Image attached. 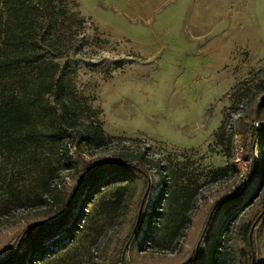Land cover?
I'll return each mask as SVG.
<instances>
[{
	"label": "rangeland",
	"instance_id": "1",
	"mask_svg": "<svg viewBox=\"0 0 264 264\" xmlns=\"http://www.w3.org/2000/svg\"><path fill=\"white\" fill-rule=\"evenodd\" d=\"M71 1L69 8L84 21L75 38L78 47L61 61L69 71L78 123L88 125L89 132L81 131V138L68 144L69 158L59 145L44 156L57 175L49 186L70 190L81 164L144 153L159 167L148 170L138 209L145 214L128 261L183 264L206 236L203 246L212 241L214 248L219 242L227 247L239 224L264 205V141L256 146L252 164L244 154L249 128L264 122V103L258 106L264 94V0H75V7ZM91 124L99 125L101 134ZM240 148L242 160H236ZM18 158L0 147L5 178L0 183V258L26 225L55 215L54 208L37 204L48 196L36 186V172L20 173L12 188L6 186L14 167L22 171ZM247 170L253 175L244 195L229 202V209H214L218 200L230 199ZM159 172L167 179L165 187ZM169 193L187 200L189 220L168 237L161 225L170 211ZM138 195L134 192L131 201ZM152 207L157 218L147 216ZM86 209L74 212V224L83 222ZM256 230L253 264H264L263 221ZM115 232L106 221L99 234L80 239L73 232L61 245L74 241L80 264H102L94 256L114 242ZM222 257L223 264L232 263L228 253Z\"/></svg>",
	"mask_w": 264,
	"mask_h": 264
},
{
	"label": "trees",
	"instance_id": "2",
	"mask_svg": "<svg viewBox=\"0 0 264 264\" xmlns=\"http://www.w3.org/2000/svg\"><path fill=\"white\" fill-rule=\"evenodd\" d=\"M71 5L76 6L75 0L71 1ZM83 21L77 11L69 8L67 0H0V147L9 155L18 156L21 164L18 165L23 166L22 171L17 173L14 167L6 186L12 188V182H17L14 176L20 173L24 177L25 172H36L40 180L36 186L46 191L48 199L39 197L35 200L41 206H49L47 210H55L54 217L49 221L26 225L13 246L0 258V264H80L79 254L76 255L73 248L74 241L71 246H63L61 242L72 237L73 232L77 236L81 234L80 239L99 234L101 225L106 221L116 228L114 242L97 249L94 257L102 264H132L127 259V251L145 214L143 210L138 213L142 189L148 186L150 166L158 168V163H152L144 153L101 163H83L72 189L56 190L54 185L49 186L57 175L54 168L48 166L49 158L44 156L53 154L59 145L58 151L69 158L68 144L77 135L81 138V131L89 132L88 125L78 123L68 89L69 71L61 61L70 48L78 47L74 43ZM262 103L264 94L258 106ZM91 129L101 134L99 125L91 124ZM249 130L251 138L244 154L249 156L252 164L256 146L264 141V122ZM24 160H27L26 164ZM249 170L245 179L229 195L230 199L218 200L214 209H221L224 205L229 209L231 202L244 195L253 175V171ZM160 177L161 184L167 186L165 175L160 173ZM4 182L5 178L0 173V183ZM134 192L139 195L132 202ZM174 194H167L170 211L161 225V232L169 231L168 237L186 227L189 220L187 200H181ZM17 196V192L12 193V198ZM84 204L89 209H86L87 213L83 214L84 218L82 216L84 220L77 223L80 224L78 226L74 224L78 218L74 212L85 207ZM131 204H135V208ZM214 209L210 210L212 216ZM158 214L152 207L147 216L157 218ZM262 221L264 205L253 219L239 224L230 237L231 241L228 239L227 247L215 242L214 248L212 241L203 246L208 239L206 236V241L199 243L201 246L194 256L183 264H223L224 253L229 254L231 264H251L256 227ZM207 222L205 229L209 219ZM55 246L56 249H53Z\"/></svg>",
	"mask_w": 264,
	"mask_h": 264
},
{
	"label": "built area",
	"instance_id": "3",
	"mask_svg": "<svg viewBox=\"0 0 264 264\" xmlns=\"http://www.w3.org/2000/svg\"><path fill=\"white\" fill-rule=\"evenodd\" d=\"M241 152H242V148L239 149V153H237L238 155L236 156V160H239L241 159L240 156H241ZM242 160V159H241Z\"/></svg>",
	"mask_w": 264,
	"mask_h": 264
},
{
	"label": "water",
	"instance_id": "4",
	"mask_svg": "<svg viewBox=\"0 0 264 264\" xmlns=\"http://www.w3.org/2000/svg\"><path fill=\"white\" fill-rule=\"evenodd\" d=\"M146 193H147V191L145 192V195H146ZM141 211V209L139 210V212ZM251 264H253V259H252V262H251Z\"/></svg>",
	"mask_w": 264,
	"mask_h": 264
}]
</instances>
